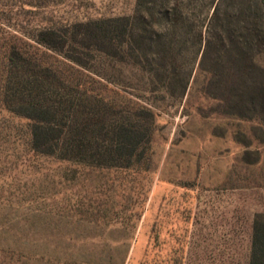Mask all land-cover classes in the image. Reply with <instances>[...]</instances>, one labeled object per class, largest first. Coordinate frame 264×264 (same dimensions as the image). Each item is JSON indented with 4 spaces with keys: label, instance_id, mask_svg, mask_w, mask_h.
Wrapping results in <instances>:
<instances>
[{
    "label": "rangeland",
    "instance_id": "374dc122",
    "mask_svg": "<svg viewBox=\"0 0 264 264\" xmlns=\"http://www.w3.org/2000/svg\"><path fill=\"white\" fill-rule=\"evenodd\" d=\"M135 1L0 0V53L61 60L32 40L38 30L132 15ZM192 1L200 12L211 0ZM105 64L108 79L70 73L117 90L102 97L121 109L115 118L136 102L156 114L143 158L127 169L36 153L29 122L0 95V264H248L255 216L264 214V125L206 97L197 65L179 99Z\"/></svg>",
    "mask_w": 264,
    "mask_h": 264
},
{
    "label": "trees",
    "instance_id": "16d2710c",
    "mask_svg": "<svg viewBox=\"0 0 264 264\" xmlns=\"http://www.w3.org/2000/svg\"><path fill=\"white\" fill-rule=\"evenodd\" d=\"M192 2L136 0L132 15L38 30L32 40L61 60L14 47L0 53L2 105L29 122L33 151L94 168L141 161L156 114L136 102L115 118L121 109L102 97L118 91L92 80L101 87L95 90L70 73L80 68L108 79L104 61L133 69L143 86L179 99L197 65L206 97L227 103L226 114L263 126L264 66L256 59L264 56V0H211L200 12ZM73 93L84 100L75 103ZM248 264H264V214L255 216Z\"/></svg>",
    "mask_w": 264,
    "mask_h": 264
}]
</instances>
